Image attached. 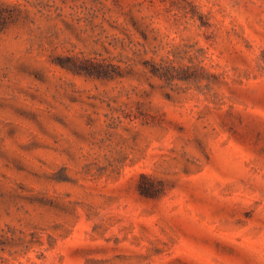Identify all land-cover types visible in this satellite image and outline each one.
I'll list each match as a JSON object with an SVG mask.
<instances>
[{
  "label": "rangeland",
  "instance_id": "1",
  "mask_svg": "<svg viewBox=\"0 0 264 264\" xmlns=\"http://www.w3.org/2000/svg\"><path fill=\"white\" fill-rule=\"evenodd\" d=\"M0 264H264V0H0Z\"/></svg>",
  "mask_w": 264,
  "mask_h": 264
}]
</instances>
